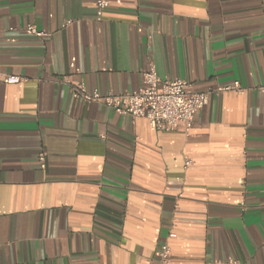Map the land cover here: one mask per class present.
<instances>
[{
	"label": "crops",
	"instance_id": "crops-1",
	"mask_svg": "<svg viewBox=\"0 0 264 264\" xmlns=\"http://www.w3.org/2000/svg\"><path fill=\"white\" fill-rule=\"evenodd\" d=\"M96 1L0 0V78L21 79L0 80V264H158L163 244L264 264V0H105L100 20ZM150 68L244 92L187 135L70 92L129 94Z\"/></svg>",
	"mask_w": 264,
	"mask_h": 264
},
{
	"label": "built area",
	"instance_id": "built-area-1",
	"mask_svg": "<svg viewBox=\"0 0 264 264\" xmlns=\"http://www.w3.org/2000/svg\"><path fill=\"white\" fill-rule=\"evenodd\" d=\"M97 19L100 20L103 11L108 7L105 0H97ZM25 31L28 34L38 35L33 26H28ZM0 80L9 85H16L21 79L16 76H3ZM63 82L68 84L67 79ZM70 92L79 100L87 104H102L113 110L120 116H129L132 120H145L149 127L162 132H180L187 135L197 112L202 110L213 95L221 93H234L240 95L244 92L238 82L230 86L210 89L205 92H195L189 83L184 80L161 81L153 68L142 73V83L138 90L129 94H100L97 91L91 93L81 84H70ZM38 161L43 168L44 155L41 154ZM185 160V167L190 165ZM170 234L169 238H174ZM158 264H170L171 249L163 244L157 253ZM218 264H239L236 260L228 259Z\"/></svg>",
	"mask_w": 264,
	"mask_h": 264
}]
</instances>
